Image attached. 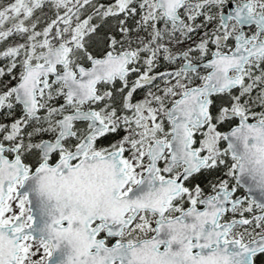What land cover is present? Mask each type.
Returning <instances> with one entry per match:
<instances>
[{
  "label": "snow or ice",
  "instance_id": "6c2138e0",
  "mask_svg": "<svg viewBox=\"0 0 264 264\" xmlns=\"http://www.w3.org/2000/svg\"><path fill=\"white\" fill-rule=\"evenodd\" d=\"M0 264H264V0H0Z\"/></svg>",
  "mask_w": 264,
  "mask_h": 264
}]
</instances>
